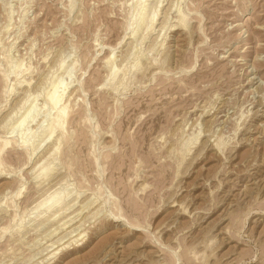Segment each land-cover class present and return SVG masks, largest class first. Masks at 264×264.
I'll list each match as a JSON object with an SVG mask.
<instances>
[{
  "label": "rangeland",
  "instance_id": "1",
  "mask_svg": "<svg viewBox=\"0 0 264 264\" xmlns=\"http://www.w3.org/2000/svg\"><path fill=\"white\" fill-rule=\"evenodd\" d=\"M1 147L0 264H264V0H0Z\"/></svg>",
  "mask_w": 264,
  "mask_h": 264
},
{
  "label": "bare ground",
  "instance_id": "2",
  "mask_svg": "<svg viewBox=\"0 0 264 264\" xmlns=\"http://www.w3.org/2000/svg\"><path fill=\"white\" fill-rule=\"evenodd\" d=\"M142 6V5H141ZM141 9H143V8H140L139 10H141ZM153 19V18H152ZM183 25V24H182ZM112 72V71H111ZM52 88H53V90H55L54 88V85L52 86ZM53 92V91H52ZM51 92V93H52ZM57 101V98H56V96L54 95V94H51V95H49L48 96V102L50 103V104H54L55 102ZM63 108V107H62ZM58 113V114H57ZM56 114H57V116H56V118L50 123V125H49V129H50V131H52L53 129H54V127L56 128V124L58 125L57 127H60L61 125H60V123H62V122H59V120H58V118H63V116H64V111H62V109H61V111H59V112H57ZM64 119V118H63ZM58 120V121H57ZM59 122V123H58ZM62 127V126H61ZM60 130H61V128H60ZM5 145V144H4ZM3 146V145H2ZM5 147V146H4ZM4 147H1L0 148V153L2 152L1 150H2V148L4 149ZM63 195H60V196H58V197H53V196H51V197H49V198H46V199H44L43 201H41L40 203H38V208L39 207H42L43 206V208H42V210H49V209H52V208H54V210H60V209H62V199H63ZM38 210V209H37ZM42 210H40V212L42 211Z\"/></svg>",
  "mask_w": 264,
  "mask_h": 264
}]
</instances>
